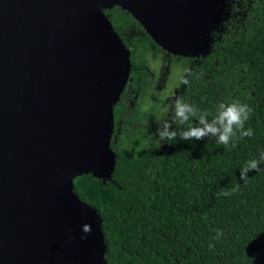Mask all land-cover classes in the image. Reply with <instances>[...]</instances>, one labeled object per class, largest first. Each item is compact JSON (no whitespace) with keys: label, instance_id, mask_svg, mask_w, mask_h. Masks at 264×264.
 <instances>
[{"label":"water","instance_id":"95a60500","mask_svg":"<svg viewBox=\"0 0 264 264\" xmlns=\"http://www.w3.org/2000/svg\"><path fill=\"white\" fill-rule=\"evenodd\" d=\"M223 2L0 0V264H105L101 219L73 191L115 165L130 54L103 12L117 6L165 53L197 58Z\"/></svg>","mask_w":264,"mask_h":264},{"label":"trees","instance_id":"16d2710c","mask_svg":"<svg viewBox=\"0 0 264 264\" xmlns=\"http://www.w3.org/2000/svg\"><path fill=\"white\" fill-rule=\"evenodd\" d=\"M103 13L130 54L129 80L113 108L115 165L109 180L75 178L73 191L101 219L105 264H264V162L239 179L244 163L264 150V0H224L206 54L166 57L181 69L175 99L212 115L220 102L251 107L244 128L253 135L237 132L234 146L210 137L159 141L156 130L148 136L135 125L147 57L162 50L126 11ZM126 98L134 99L129 109ZM172 101L165 115L179 134L187 124L172 119ZM216 229L223 235L213 240Z\"/></svg>","mask_w":264,"mask_h":264},{"label":"clouds","instance_id":"9594fccd","mask_svg":"<svg viewBox=\"0 0 264 264\" xmlns=\"http://www.w3.org/2000/svg\"><path fill=\"white\" fill-rule=\"evenodd\" d=\"M251 107L246 103L233 101L231 103L220 102L215 105L214 115L206 110L199 109L196 105L188 103L180 98L172 101L171 112L172 119L179 124H187V127L182 129L179 134L175 127H172V122L168 119L163 120L156 129L155 136L159 141H174L179 137L183 141L200 140L201 137H210L216 143L229 145L230 141L233 142L236 133L239 132L240 137H251L253 130L244 128V122L248 119ZM195 120L196 123L192 121ZM264 162V150L259 152L258 158H251L247 160L239 170V179L246 181L248 179L247 173L250 170L259 171V165ZM239 184H235L229 190L231 192L237 191ZM229 192L225 191L224 195ZM84 233L91 231L90 225H81ZM223 235L221 229H216L213 240H218ZM83 238V237H82ZM213 244L209 243L208 248L212 249ZM260 255L259 252L254 253L252 257L253 262L257 260Z\"/></svg>","mask_w":264,"mask_h":264},{"label":"rangeland","instance_id":"374dc122","mask_svg":"<svg viewBox=\"0 0 264 264\" xmlns=\"http://www.w3.org/2000/svg\"><path fill=\"white\" fill-rule=\"evenodd\" d=\"M159 55L151 52L147 57L148 88L137 113L134 115L138 119L135 123L136 126L141 130L144 129V126L151 130L149 136H152L164 119L165 112L168 110L167 102L175 99L181 72L180 66L166 64L163 61V58L166 57L163 54ZM129 105H133L132 101ZM161 114H163L162 118Z\"/></svg>","mask_w":264,"mask_h":264},{"label":"flooded vegetation","instance_id":"af4514ba","mask_svg":"<svg viewBox=\"0 0 264 264\" xmlns=\"http://www.w3.org/2000/svg\"><path fill=\"white\" fill-rule=\"evenodd\" d=\"M152 53H153V52H152ZM155 54H156V53H155ZM162 54H164L165 57H167V56L169 55V54L165 53L164 51H162ZM157 55H158V54H157ZM159 56H160V55H159ZM163 61L166 63V61H169V60H168L167 58H165V59L163 58ZM166 64H170V62H168V63H166ZM171 64H172V63H171ZM126 85H127V84H126ZM125 87H126V86H125ZM177 94H178V88H177V91H176V96H177ZM176 96H175V98H176ZM131 101H132V104H133V101H134L133 98H132V99H131V98H126V99H125V103H126V107H127V109H129V108L132 107L131 105H129V103H130ZM170 101H172V100H170ZM170 101L167 102V105L169 104ZM165 113H166V112H165ZM168 116H169V113H167V114L165 115V117H164L163 120L168 119V120L170 121V118H168ZM163 120H162V121H163ZM162 121H161V122H162ZM146 130L148 131L147 127L144 126L143 132L146 131ZM154 132H155V131H154ZM154 132H153V133H154ZM112 134H113V133H112ZM148 136H149V134H148ZM111 137H112V136H111Z\"/></svg>","mask_w":264,"mask_h":264}]
</instances>
